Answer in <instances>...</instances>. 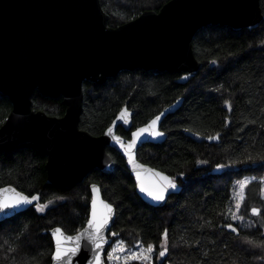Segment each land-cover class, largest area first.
Returning <instances> with one entry per match:
<instances>
[{
  "label": "trees",
  "instance_id": "obj_1",
  "mask_svg": "<svg viewBox=\"0 0 264 264\" xmlns=\"http://www.w3.org/2000/svg\"><path fill=\"white\" fill-rule=\"evenodd\" d=\"M99 1L108 26L116 28L145 11L158 12L170 0ZM259 3L263 20L254 29L207 25L197 31L192 49L202 67L185 83L179 82V74L137 69L121 71L101 85L82 84L78 126L93 136L101 135L124 107L130 112L131 129H135L181 100L160 124L165 141L137 150L140 162L174 177L181 186L164 206L152 207L138 197L124 159L111 148L107 152L113 171L93 169L70 189L47 183L46 158L39 151L0 153V188L11 186L29 196L38 194L41 204L54 201L44 212L33 206L0 222V264H50L53 243L48 232L58 227L72 235L83 228L91 184L99 186L102 197L116 211L106 264H110L108 253L121 240L127 251L152 244L151 264H264V245L244 242L245 238L258 244L264 241V217L251 213L253 207L264 206V0ZM31 103L34 111L51 117L65 113L61 98L49 99L34 92ZM10 110V100L0 93V127ZM117 133L129 138L121 127ZM217 133L219 139L207 141ZM218 165L224 166L222 172L214 173ZM253 177L235 212V183ZM233 214L242 215L243 221L232 220ZM249 220L253 222L250 226L246 225ZM229 223L237 234L225 227ZM165 229L169 253L160 260ZM204 252L209 253L207 259Z\"/></svg>",
  "mask_w": 264,
  "mask_h": 264
},
{
  "label": "water",
  "instance_id": "obj_2",
  "mask_svg": "<svg viewBox=\"0 0 264 264\" xmlns=\"http://www.w3.org/2000/svg\"><path fill=\"white\" fill-rule=\"evenodd\" d=\"M262 20L259 0H170L158 12L145 11L116 28L108 26V17L99 0H0V93L11 103V110L0 127V153L10 154L17 149L39 151L46 158L47 183L70 189L93 169L112 172L114 163L107 152V148H111L124 159L138 197L152 207L164 206L169 196L180 192L181 186L175 181L177 188L169 190L164 201L157 202L140 191L134 168L143 165L145 169L167 175L140 162L137 150L145 143L165 141L160 124L174 113L181 100L133 130L130 139L117 134L118 126L125 130L131 128L130 112L125 107L122 110H127L126 122L119 119L121 110L101 135L93 136L78 126L83 82L101 85L121 71L142 69L179 74V82L185 83L202 67L192 49V39L198 30L207 25L251 30ZM34 92L49 99L61 98L64 115L58 118L34 111L31 107ZM157 116L161 118L156 130L163 135L152 137L144 133L136 139L131 149L135 163H130L121 143L127 146L133 140L132 133L146 127ZM109 128H112L111 135L107 134ZM113 137H119L120 143ZM220 169L215 168L214 173ZM144 179L146 183L151 182V174L144 175ZM93 186L97 189L95 193ZM7 187L11 186L2 188ZM90 193L91 199L95 195L98 200L109 203L102 197L98 185L91 184ZM91 199L87 220L91 216ZM35 203L5 209L0 212V222ZM115 218L113 206L112 217L104 231L107 240L102 254L104 264ZM86 227L87 221L71 236ZM56 228L48 232L53 252L52 231ZM81 245L72 264H88L92 258L83 240ZM50 264L54 262L51 260Z\"/></svg>",
  "mask_w": 264,
  "mask_h": 264
},
{
  "label": "snow or ice",
  "instance_id": "obj_3",
  "mask_svg": "<svg viewBox=\"0 0 264 264\" xmlns=\"http://www.w3.org/2000/svg\"><path fill=\"white\" fill-rule=\"evenodd\" d=\"M215 63V61H213ZM225 104L228 106L231 111V103L226 100ZM127 110L124 109L121 112L119 119L125 120V114ZM163 113H161V116ZM161 116H157L153 119L146 127L138 129L136 132L132 133L133 140L127 146L121 143V147L124 148L125 152L128 153L130 163H135L132 159L131 149L134 146L136 139H138L142 134L148 133L152 137L162 136L163 133L156 130L157 121L160 120ZM126 122V120H125ZM255 123V121H252ZM109 135L112 134V128L108 129ZM113 139L120 143L119 137H113ZM208 140L219 139V133L216 136H208ZM201 163H207V161H201ZM223 165H218L217 168H223ZM134 170L136 171L137 180L139 181L140 191L145 193L147 196L151 197L153 200L160 202L165 200V194L169 190H174L177 188L174 177H169L163 175L162 173L156 172L155 170L145 169L143 165H136ZM150 173L152 180L149 183L145 182L144 175ZM182 175V174H181ZM255 178H245L244 180L237 181L239 185L240 192L238 193L239 199L236 202L237 211L241 208V202L244 200V189L251 183ZM97 191L96 187L93 186V193ZM11 193L12 195H8ZM59 199H64L63 197ZM39 195H26L23 192H18L15 188L7 187L0 188V212H3L5 209H16L21 206L33 205L35 203V209L38 212H44L51 204L54 203L53 200H49L45 204L39 203ZM260 209L253 207L251 212L255 215L260 214ZM113 214V206L109 203H106L93 195L91 199V216L87 220V227L83 231L78 232L75 236L66 235L62 229L56 228L52 231V236L55 240V251L51 254V260L54 264H72L73 258L81 250V241L85 242V248L92 254V258L88 261V264H104L102 259L103 248L107 243V240L104 236V231L109 223ZM232 220H243L242 215L238 216L233 214L231 216ZM228 229H231L233 232H236L237 229L233 227L232 224L225 225ZM112 235H116L113 233ZM163 239L160 243V250L158 252V258H165L169 253V234L168 230L165 229L163 234ZM245 243L253 245L254 247H260L264 245V241L259 244L254 240H249L245 238ZM124 241H118L115 246L112 247V250L108 253L107 258L109 261H116L120 259V256L117 255V252H124L125 249L122 247ZM9 251H15V249H9ZM155 248L152 244L147 245L146 247L139 248L138 251L131 250L123 257L125 264L130 260H139L141 264H151L152 254L154 253ZM203 256L205 259L208 258L209 253L204 252Z\"/></svg>",
  "mask_w": 264,
  "mask_h": 264
},
{
  "label": "rangeland",
  "instance_id": "obj_4",
  "mask_svg": "<svg viewBox=\"0 0 264 264\" xmlns=\"http://www.w3.org/2000/svg\"><path fill=\"white\" fill-rule=\"evenodd\" d=\"M245 178H243L242 180H244ZM241 181V180H240ZM261 182H262V192H261V198H262V200L264 201V176H263V178L261 179ZM240 192V188H239V185L237 184V183H235V189H234V192H233V199H234V210H235V212H237V209H236V207H235V205H236V202H237V200L239 199V195H238V193ZM261 209V211H260V216L261 217H264V206H263V208H260ZM235 221H237V222H242L243 220H235ZM253 222L251 221V220H249V221H246V225H251ZM125 249V248H124ZM139 250V248L136 250V251H138ZM131 251V250H130ZM128 252L129 251H127L126 249H125V251L124 252H117V255H119L120 256V259L119 260H116V261H109L108 260V263H110V264H125V262H124V260H123V257L126 255V254H128ZM133 261H137V262H139L140 264H141V261H139V260H130V261H128L127 262V264L128 263H130V262H133ZM152 261V260H151Z\"/></svg>",
  "mask_w": 264,
  "mask_h": 264
},
{
  "label": "flooded vegetation",
  "instance_id": "obj_5",
  "mask_svg": "<svg viewBox=\"0 0 264 264\" xmlns=\"http://www.w3.org/2000/svg\"><path fill=\"white\" fill-rule=\"evenodd\" d=\"M165 108H166V107H165ZM122 109H123V108H122ZM122 109H121V110H122ZM121 110H120V111H121ZM120 111H119V112H120ZM119 112H118V113H119ZM157 115H158V114H157ZM155 116H156V115H155ZM155 116H154V117H155ZM152 118H153V117H152ZM152 118H151V119H152ZM151 119H149V120H151ZM149 120H148V121H149ZM148 121H147V122H148ZM147 122H146V123H147ZM146 123H145V124H146ZM145 124H143V125H145ZM143 125H141V126H143ZM118 127L123 128L122 126H118ZM131 127H132V126H131ZM139 127H140V126H139ZM139 127H136L135 129H137V128H139ZM123 129H124V128H123ZM135 129H131V128H130L129 130H125V129H124L125 131L129 132V138H125V137L119 135L118 133H117V134H118L119 136L125 138V139H130V134H131V132H132L133 130H135ZM160 130H161V129H160ZM161 131H162V130H161ZM162 132H163V131H162ZM163 133H164V132H163ZM145 144H152V143H145ZM145 144H143V145H145ZM143 145H141V146H143ZM141 146H140V147H141ZM140 147H139V148H140ZM137 159H138V158H137ZM143 164H144V163H143ZM217 172H218V173L222 172V169H220V170L217 171ZM235 233L237 234V231H236ZM159 259H160V260H165V258H159ZM165 264H170V263H169V262H167V263L165 262Z\"/></svg>",
  "mask_w": 264,
  "mask_h": 264
}]
</instances>
